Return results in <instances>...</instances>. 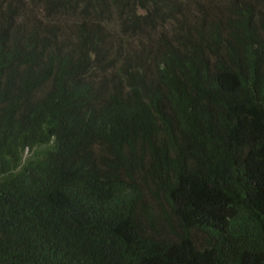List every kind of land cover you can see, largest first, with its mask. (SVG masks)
Returning <instances> with one entry per match:
<instances>
[{
  "label": "trees",
  "instance_id": "16d2710c",
  "mask_svg": "<svg viewBox=\"0 0 264 264\" xmlns=\"http://www.w3.org/2000/svg\"><path fill=\"white\" fill-rule=\"evenodd\" d=\"M0 264H264V0H0Z\"/></svg>",
  "mask_w": 264,
  "mask_h": 264
},
{
  "label": "rangeland",
  "instance_id": "374dc122",
  "mask_svg": "<svg viewBox=\"0 0 264 264\" xmlns=\"http://www.w3.org/2000/svg\"><path fill=\"white\" fill-rule=\"evenodd\" d=\"M196 239H197V236H196ZM199 239H200V238H199ZM197 244L200 245L198 241H197Z\"/></svg>",
  "mask_w": 264,
  "mask_h": 264
}]
</instances>
